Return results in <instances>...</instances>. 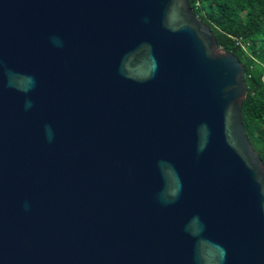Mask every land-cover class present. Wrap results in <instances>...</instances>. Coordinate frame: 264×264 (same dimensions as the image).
Listing matches in <instances>:
<instances>
[{"label":"water","instance_id":"obj_1","mask_svg":"<svg viewBox=\"0 0 264 264\" xmlns=\"http://www.w3.org/2000/svg\"><path fill=\"white\" fill-rule=\"evenodd\" d=\"M244 70L190 0H0V264H264Z\"/></svg>","mask_w":264,"mask_h":264},{"label":"trees","instance_id":"obj_2","mask_svg":"<svg viewBox=\"0 0 264 264\" xmlns=\"http://www.w3.org/2000/svg\"><path fill=\"white\" fill-rule=\"evenodd\" d=\"M210 25L219 45L244 64L248 93L242 118L247 135L264 161V0H190Z\"/></svg>","mask_w":264,"mask_h":264}]
</instances>
